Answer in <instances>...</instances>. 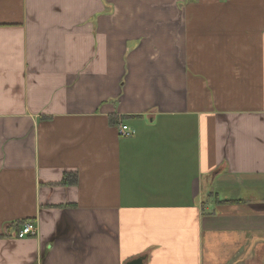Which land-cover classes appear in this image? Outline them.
<instances>
[{"label": "crops", "instance_id": "obj_1", "mask_svg": "<svg viewBox=\"0 0 264 264\" xmlns=\"http://www.w3.org/2000/svg\"><path fill=\"white\" fill-rule=\"evenodd\" d=\"M136 259L264 264V0H0V264Z\"/></svg>", "mask_w": 264, "mask_h": 264}, {"label": "built area", "instance_id": "obj_2", "mask_svg": "<svg viewBox=\"0 0 264 264\" xmlns=\"http://www.w3.org/2000/svg\"><path fill=\"white\" fill-rule=\"evenodd\" d=\"M118 133L122 137H133L136 134L135 129L131 126L121 123L117 126ZM38 234V226L35 223H25L22 229L19 230L17 238L24 239L35 237Z\"/></svg>", "mask_w": 264, "mask_h": 264}, {"label": "water", "instance_id": "obj_3", "mask_svg": "<svg viewBox=\"0 0 264 264\" xmlns=\"http://www.w3.org/2000/svg\"><path fill=\"white\" fill-rule=\"evenodd\" d=\"M127 264H142V259H136V260H133Z\"/></svg>", "mask_w": 264, "mask_h": 264}, {"label": "bare ground", "instance_id": "obj_4", "mask_svg": "<svg viewBox=\"0 0 264 264\" xmlns=\"http://www.w3.org/2000/svg\"><path fill=\"white\" fill-rule=\"evenodd\" d=\"M23 226H24V225H23ZM23 226H22V227H23ZM21 229H22V228H21Z\"/></svg>", "mask_w": 264, "mask_h": 264}, {"label": "trees", "instance_id": "obj_5", "mask_svg": "<svg viewBox=\"0 0 264 264\" xmlns=\"http://www.w3.org/2000/svg\"><path fill=\"white\" fill-rule=\"evenodd\" d=\"M70 181V179H68Z\"/></svg>", "mask_w": 264, "mask_h": 264}]
</instances>
